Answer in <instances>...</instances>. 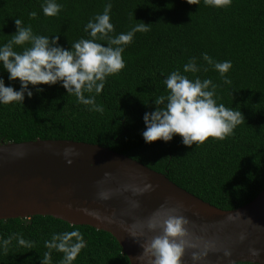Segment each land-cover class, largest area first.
Listing matches in <instances>:
<instances>
[{"label": "trees", "instance_id": "obj_1", "mask_svg": "<svg viewBox=\"0 0 264 264\" xmlns=\"http://www.w3.org/2000/svg\"><path fill=\"white\" fill-rule=\"evenodd\" d=\"M42 0H0V45L21 26L33 34L59 36L70 48L81 38L89 39L83 26L110 2V36L134 33L124 46L125 67L106 77L102 91L93 96L103 111L89 110L59 83L39 85L23 103L0 105V142L39 139H72L99 144L135 159L165 176L186 191L221 209L239 207L264 188V0H232L216 8L188 4L186 0H56V16L43 15ZM35 12V18L29 16ZM97 42L104 43L99 36ZM28 43L13 46L20 52ZM231 61L221 77L203 58ZM195 58L199 69L184 73L183 65ZM206 69V70H205ZM179 70L190 80L210 79L216 86L218 104L240 111L243 118L223 140L209 137L202 144L185 146L181 137L145 143L142 116L155 107L153 100L166 96L163 80ZM6 86L9 82L0 69ZM225 79L230 83H225ZM32 87L31 85L29 86ZM78 231L85 247L72 264H129L126 254L108 232L88 225H71L48 215L0 219V264H61L63 253L45 247L53 234ZM25 241L20 244L19 240ZM232 264H255L236 262Z\"/></svg>", "mask_w": 264, "mask_h": 264}, {"label": "water", "instance_id": "obj_2", "mask_svg": "<svg viewBox=\"0 0 264 264\" xmlns=\"http://www.w3.org/2000/svg\"><path fill=\"white\" fill-rule=\"evenodd\" d=\"M65 149L72 150L67 157ZM149 182L151 190L133 191ZM100 192L109 198L101 199ZM166 214L186 217L190 235L185 239L197 245L185 247L181 264H194L193 252L205 253L195 264H264V188L239 207L221 209L165 174L99 144L39 138L0 142V219L48 215L88 225L111 234L129 264H152L144 246L162 228L149 230L147 224ZM250 249L259 254L253 256Z\"/></svg>", "mask_w": 264, "mask_h": 264}, {"label": "clouds", "instance_id": "obj_3", "mask_svg": "<svg viewBox=\"0 0 264 264\" xmlns=\"http://www.w3.org/2000/svg\"><path fill=\"white\" fill-rule=\"evenodd\" d=\"M199 2L200 0H186L188 4L198 5ZM203 2L205 5L223 8L230 5L232 0ZM40 8L43 15L53 17L59 13L61 5L56 0H42ZM110 9L111 3L108 2L102 13L89 19L83 30L90 38H81L72 43L70 48L58 43L59 36L33 34L30 26H21V21L16 19V30L11 39L0 45V69L7 73L9 82L18 80L19 88L14 89L11 83L6 86L4 77L0 76V105L13 102L22 104L25 96L32 97L33 89L36 92L43 91L39 85L51 86L59 83L66 94L75 96L78 103L90 106L89 110L102 112V107L94 103V97H85L84 93L95 92L98 95L103 89L106 77L119 73L125 67L122 58L124 46L131 42L135 32L145 31L147 25H136L127 33L110 36L109 33L113 32ZM29 16L35 18L36 13L30 12ZM98 36L105 42H97ZM25 43L30 46L20 52L13 50L14 45L21 46ZM202 58L221 77H224L232 66L231 61H213L207 53H203ZM198 70L195 58H190L188 63L183 65L184 73H195ZM225 83L230 81L225 79ZM163 84L167 95L156 97L153 100L154 109L146 111L142 116L145 128L141 136L145 143L156 140L168 142L174 135H179L181 143L185 146L202 144L209 137L223 140L244 119L240 111L217 103L216 86L210 79L201 80L196 77L190 80L176 70L168 74ZM71 152V149H65L64 155L67 157ZM67 163L70 164L71 160H67ZM153 187L149 182L142 188H134L133 191L143 193ZM98 195L101 199L109 198L107 192H100ZM133 206L137 207L138 202L134 201ZM175 211L176 209L171 210ZM188 223V219L183 215L166 214L161 219L147 224L149 230L162 228V233L144 246V251L149 252L152 257V264H181L185 247H197L190 239H185L190 235L186 228ZM19 243L25 244V241L20 239ZM45 247L63 253L61 264H72L85 247V241L78 231L63 232L53 234L50 241H45ZM250 252L253 256L259 254L258 249H250ZM203 255L204 252H193L194 264ZM229 255L225 250L224 256ZM41 264H49L48 252L44 253Z\"/></svg>", "mask_w": 264, "mask_h": 264}]
</instances>
